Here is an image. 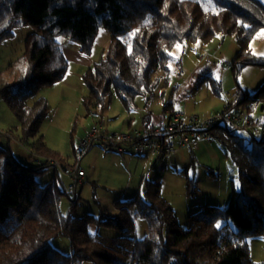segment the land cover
<instances>
[{"label":"trees","instance_id":"trees-1","mask_svg":"<svg viewBox=\"0 0 264 264\" xmlns=\"http://www.w3.org/2000/svg\"><path fill=\"white\" fill-rule=\"evenodd\" d=\"M22 26H32L36 32L27 37L20 64L0 71V97L19 122L20 143L33 157L46 161L25 166L11 149L0 146V264H264L251 260L247 242L264 236V122L260 137L239 134L257 131L254 114L258 108L264 114V83L254 93L238 88L222 111L197 116L241 114L250 124L244 119L247 126L231 128L222 121L209 130L211 140L224 147L237 168L239 188L232 189L224 208L197 207L185 229L161 191L162 177L144 180L143 194L117 201L115 218L79 217V197L64 215L60 202L67 192L56 176L46 185L37 180L56 166L51 161L59 159L41 135L51 108L37 95L66 76L69 62L60 38L78 42L82 54L90 56L99 30H108L111 40L105 59L84 75L88 93L82 104L96 112L115 95L130 112L139 96L152 98L162 82L169 84L173 52L180 45H208L217 37H233L239 47L231 63L235 79L247 67L264 68V57L251 47L264 30L261 1L0 0V43ZM202 82L217 97L223 96L221 83L211 74ZM171 109L165 108L168 121L160 128L177 113ZM187 189L194 196L198 183L188 178ZM139 219L150 221V235L136 240ZM91 226L115 230L119 236L107 242L92 234ZM60 236L70 239L71 256L52 248L51 240Z\"/></svg>","mask_w":264,"mask_h":264},{"label":"rangeland","instance_id":"rangeland-1","mask_svg":"<svg viewBox=\"0 0 264 264\" xmlns=\"http://www.w3.org/2000/svg\"><path fill=\"white\" fill-rule=\"evenodd\" d=\"M259 1L264 4V0ZM35 32L32 26H22L14 32L13 37L0 43V71H5L11 64H20L25 52V41ZM110 40L108 30L100 29L91 55L84 58H88L92 65L104 60ZM59 42L69 62L66 76L37 95V98L44 97L51 108L41 128V135L47 147L57 153L59 159L57 162L51 161L56 166L37 177V180L46 185L56 176L61 188L67 192L60 202L62 214H69L72 202L79 197L76 209L79 217L105 215L115 218L119 213L116 202L128 201L138 193L143 194L144 180L156 177H162L161 191L175 210L182 229L187 227L190 208L198 204L201 205L196 206V209L202 205L224 208L229 204L232 189L239 188L238 171L224 147L215 140L203 141L195 150L177 147L173 154L155 158L151 151L138 154L131 150L120 155L107 151L99 141L82 155L80 145L94 124H103L107 132L114 134L143 133L148 127L157 129L167 122L169 114L164 111L167 106L177 113L205 118L222 111L238 88L250 93L257 91L264 83V68L247 67L238 80L232 74L231 63L239 50L235 38L217 37L208 45L198 43L178 46L170 64L169 84L162 82L152 98L139 96L135 109L130 112L123 108L115 95L103 109L87 111L82 104L83 97L88 93L83 80L87 72L76 58V55H83L81 45L65 38H60ZM251 47L256 55L264 57V30L257 33ZM208 74L221 83L222 97H217L208 84L202 82ZM262 115L258 108L254 114L257 131L247 133L241 130L239 134L246 138L251 135L260 137L264 120L260 123L258 120L263 118ZM19 135V122L4 98L0 97V146L11 149L15 158L25 166L35 167L41 161L45 162L46 159L33 157L32 151L20 143ZM76 168L87 174L79 183L72 176ZM188 178L198 183L194 196L188 194ZM150 224L148 220H137L133 238L141 240L150 235ZM231 227L237 231L234 225ZM90 232L100 235L107 242L119 236L115 230L96 226H91ZM247 242L251 260L264 262V236L249 238ZM51 246L65 256L72 255L68 237L53 238Z\"/></svg>","mask_w":264,"mask_h":264},{"label":"built area","instance_id":"built-area-1","mask_svg":"<svg viewBox=\"0 0 264 264\" xmlns=\"http://www.w3.org/2000/svg\"><path fill=\"white\" fill-rule=\"evenodd\" d=\"M240 115L220 114L207 119H200L197 116L185 117L180 113H173L163 128L143 133L136 131L114 134L107 132L103 124H94L92 130L88 132L87 138L81 141L80 153L84 155L97 141L101 142L107 151L116 152L120 155L125 154L130 146L135 147L137 152L151 151L161 157L172 154L177 145L195 150L203 140L212 139L209 130L218 122L224 121L231 128L250 124L249 118ZM244 119L247 125H243ZM176 140L178 141L176 142ZM72 176L79 183L85 174L80 168H76L72 172Z\"/></svg>","mask_w":264,"mask_h":264},{"label":"crops","instance_id":"crops-1","mask_svg":"<svg viewBox=\"0 0 264 264\" xmlns=\"http://www.w3.org/2000/svg\"><path fill=\"white\" fill-rule=\"evenodd\" d=\"M62 46V45H61ZM62 50H63V52H64V55H65V57L67 58V56H66V54H65V49L62 47ZM82 53V52H81ZM84 57H86V56H83V55H81V56H78V55H76V58H77V60H78V64L81 66V67H83L84 69H86V72L88 71V69H90L93 65H92V63H91V61H89L88 60V58H84ZM171 110H174L173 108L171 109ZM168 121V120H167ZM147 130H152L150 127H148V129ZM205 141V140H204ZM203 143V142H202ZM132 146H130V147H128L127 148V152H126V154L127 153H129L131 150H132V152H136V153H138V154H141L140 152H137L136 151V148L135 147H133V148H131ZM153 154H154V156H153V158H155V156H160L159 154H157V153H154V152H152ZM173 154V153H172ZM132 156H133V154H132ZM87 176V174L85 173V176L84 177H86ZM165 196V195H164ZM199 205H201V204H198V205H196V206H199ZM196 206L192 209V208H190L189 210H188V212H189V214L188 215H190V214H192L194 211H195V209H196ZM175 211V210H174Z\"/></svg>","mask_w":264,"mask_h":264},{"label":"snow or ice","instance_id":"snow-or-ice-1","mask_svg":"<svg viewBox=\"0 0 264 264\" xmlns=\"http://www.w3.org/2000/svg\"><path fill=\"white\" fill-rule=\"evenodd\" d=\"M239 185L237 184V187H238Z\"/></svg>","mask_w":264,"mask_h":264}]
</instances>
